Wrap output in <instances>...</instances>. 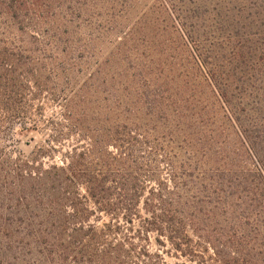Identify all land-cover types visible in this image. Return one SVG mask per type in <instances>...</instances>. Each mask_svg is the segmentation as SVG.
<instances>
[{"label":"trees","instance_id":"1","mask_svg":"<svg viewBox=\"0 0 264 264\" xmlns=\"http://www.w3.org/2000/svg\"><path fill=\"white\" fill-rule=\"evenodd\" d=\"M136 3L0 0V264H264V0Z\"/></svg>","mask_w":264,"mask_h":264},{"label":"rangeland","instance_id":"2","mask_svg":"<svg viewBox=\"0 0 264 264\" xmlns=\"http://www.w3.org/2000/svg\"><path fill=\"white\" fill-rule=\"evenodd\" d=\"M155 3H158V0H137V3L135 7L133 8L132 12L133 17L132 20L135 19L137 14H140L144 9H146L149 5H153ZM131 20V21H132ZM130 23V22H129ZM42 139L41 135H39L36 132L30 133L26 136H23L15 143V151H20L23 154H27L29 151L33 149V147L40 142ZM55 159L58 160L57 156H55ZM167 261L173 263V262H179L183 264H196L195 262L188 261L185 258H179V259H167Z\"/></svg>","mask_w":264,"mask_h":264}]
</instances>
